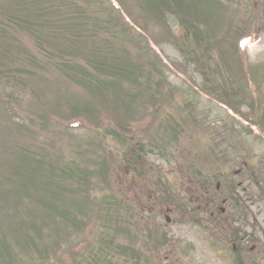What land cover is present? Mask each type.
Here are the masks:
<instances>
[{
  "label": "rangeland",
  "instance_id": "rangeland-1",
  "mask_svg": "<svg viewBox=\"0 0 264 264\" xmlns=\"http://www.w3.org/2000/svg\"><path fill=\"white\" fill-rule=\"evenodd\" d=\"M262 110L264 0H0V264H225L188 179L261 164Z\"/></svg>",
  "mask_w": 264,
  "mask_h": 264
},
{
  "label": "flooded vegetation",
  "instance_id": "flooded-vegetation-1",
  "mask_svg": "<svg viewBox=\"0 0 264 264\" xmlns=\"http://www.w3.org/2000/svg\"><path fill=\"white\" fill-rule=\"evenodd\" d=\"M264 159V157H263ZM236 187H243L237 195L228 190L223 199L220 213V226L232 236L236 243L225 247L230 264H264V242L260 240V222L258 220V205H256L255 187L260 171L250 169V164L244 161L240 165ZM228 185L235 188L227 177ZM219 218V216H217ZM217 218V220H218Z\"/></svg>",
  "mask_w": 264,
  "mask_h": 264
},
{
  "label": "trees",
  "instance_id": "trees-1",
  "mask_svg": "<svg viewBox=\"0 0 264 264\" xmlns=\"http://www.w3.org/2000/svg\"><path fill=\"white\" fill-rule=\"evenodd\" d=\"M51 7V6H50ZM72 15H73V13H72ZM66 16H70V14H68V13H66ZM71 19V18H70ZM70 19H64V21H66V22H70ZM53 21H49V23H52ZM55 23V22H54ZM71 23V22H70ZM68 60H70V61H72L71 60V58L70 59H66V62H69ZM101 64H102V66L103 65H107V63H105V61L104 62H100ZM105 68H106V66H105ZM105 70H108V69H105ZM103 71H104V69H103ZM100 73H102L101 71H100Z\"/></svg>",
  "mask_w": 264,
  "mask_h": 264
}]
</instances>
